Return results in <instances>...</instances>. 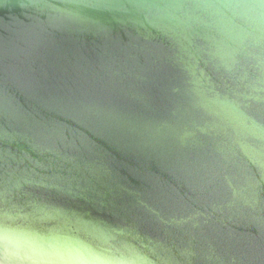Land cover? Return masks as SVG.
<instances>
[{"label": "water", "instance_id": "obj_1", "mask_svg": "<svg viewBox=\"0 0 264 264\" xmlns=\"http://www.w3.org/2000/svg\"><path fill=\"white\" fill-rule=\"evenodd\" d=\"M6 214L264 264V0H0Z\"/></svg>", "mask_w": 264, "mask_h": 264}, {"label": "clouds", "instance_id": "obj_2", "mask_svg": "<svg viewBox=\"0 0 264 264\" xmlns=\"http://www.w3.org/2000/svg\"><path fill=\"white\" fill-rule=\"evenodd\" d=\"M84 233L40 231L6 214L0 219V264H153L135 237L87 224Z\"/></svg>", "mask_w": 264, "mask_h": 264}]
</instances>
